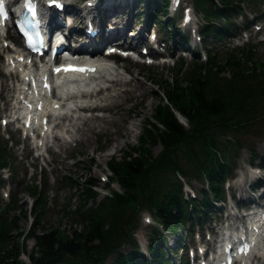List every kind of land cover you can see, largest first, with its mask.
I'll return each mask as SVG.
<instances>
[{
	"label": "trees",
	"instance_id": "obj_1",
	"mask_svg": "<svg viewBox=\"0 0 264 264\" xmlns=\"http://www.w3.org/2000/svg\"><path fill=\"white\" fill-rule=\"evenodd\" d=\"M255 1L189 0L201 21L200 45L205 62H199L195 54L189 63L180 58L169 79L146 77L158 91L153 93L157 102L152 114L142 120L136 147L122 151L119 160L111 158L106 163L108 182H115L119 191H109L88 207L86 203L97 197L92 188L98 181L90 176L76 180L60 176L56 185L74 189L78 195L74 213L82 227L70 234L57 227L39 226L48 200L45 177L38 185L23 187L32 200L28 212L32 221L27 229L20 230L18 226L19 219L26 217L24 205H18L16 193L9 194L0 207V264H104L111 255L115 256L111 264H171L162 248L166 239L160 232L185 236L187 227L200 225L211 217L217 211L211 201L223 199L222 184L238 151L246 149L253 158L249 138L254 143L262 136L264 60L255 57V47L249 43L222 54L207 49L208 39L219 41L244 29L248 22L243 5H253ZM142 6L143 14L137 17L141 19L142 15L147 22L146 14L151 9L154 14L147 16L152 18L166 11V0H148ZM238 18H242L241 23H236ZM158 23L166 28L160 18ZM170 24L173 34L175 30ZM145 71L150 74L149 69ZM177 116L183 119L185 127ZM155 145L160 150L152 157L149 147ZM15 146L13 143L7 148L8 142L0 137V169L9 170L10 182L18 175L13 165ZM89 169L88 162L87 173ZM188 178L204 185L199 199L184 196L182 181L189 183ZM3 184L0 178V188ZM61 213L67 216L65 206ZM142 213H147L155 225L149 234L147 257L140 253L133 238ZM26 241H32L30 249ZM175 242L182 244L179 239ZM123 246L130 250L122 253ZM20 256H25L26 262Z\"/></svg>",
	"mask_w": 264,
	"mask_h": 264
},
{
	"label": "rangeland",
	"instance_id": "obj_2",
	"mask_svg": "<svg viewBox=\"0 0 264 264\" xmlns=\"http://www.w3.org/2000/svg\"><path fill=\"white\" fill-rule=\"evenodd\" d=\"M111 4H114L115 7H111ZM128 4L130 3L122 0H117L115 3L108 0V5L104 7V10L108 12L107 17L121 15L120 17H124V20L127 19L128 12L131 10L129 19L133 20V24L138 25L136 28L146 25L147 22L142 20V15L140 16L141 19L137 18L138 14H143V6L132 4V6H129ZM181 5L187 8L191 7L189 0H181ZM246 5L247 7H243L244 13L248 21L251 22L252 20L255 25L249 24L245 34L235 37L233 41L231 39L222 41L208 40L210 52H217L218 54L220 52L222 54L227 49L246 41L252 43L256 48L255 57L258 60H264V0H256L253 5ZM101 7L103 8V6ZM120 17L118 20H123ZM191 19L194 25L196 23L194 29L198 30L199 21L194 13H192ZM136 20L138 21L136 22ZM161 21L164 22V17L160 19ZM151 22H154V20H151ZM237 22H239V19ZM191 27L193 28V26ZM256 27H260V30H255ZM155 28L163 40L165 35L162 30V24L156 23ZM130 29L135 30L133 26ZM2 36L3 33H0V137H3V139L11 137L17 143L16 147L13 148L16 158L13 165L17 169L16 172H18L17 178L9 183L6 192L8 195L16 193L18 205H24L23 208L26 209L31 200L25 194L23 187L31 183L38 185V181L45 177L48 181L46 190L48 200L39 219V226L44 229L57 227L67 234H70L71 230L78 232L82 226L79 218L74 213L78 201L77 191L60 185L57 186L56 181L63 175L70 176L75 180L84 179L88 176L99 180L98 197L94 201H88L86 205L92 207L97 203L104 195V192H106L103 188L105 181L103 179L109 175L106 169L107 161L111 158L119 160L122 151L127 152L130 148L136 147L142 120L151 116L152 108L157 102L153 95V93H156L155 86L146 77L150 76L153 80L169 79L180 57L184 58L187 63L191 58L186 52H178L179 47H176L178 44H176L177 37H175L176 40L172 43L175 46H171L170 42L165 46V61H157L152 66L147 67L142 62H135L133 58L132 60H121L118 58L115 64L105 62L104 64L112 69L108 76H105V81L97 82L96 80L89 86L94 95L90 98L86 96L87 99L85 100L73 102L70 107L72 110L68 109L64 114L56 115L55 119L48 122L52 127L46 124L48 134L45 137L38 136L39 131L37 130L35 133L37 136L33 141L29 135L22 134L7 122L12 109L10 108L12 107V101L16 98L15 91L21 85V79L19 72L11 70V74V71L7 69L5 64L6 54L15 53L12 51L14 43L11 42L12 44H10L6 40L3 42ZM6 36L10 41H13L14 35L11 32L8 31ZM195 42L196 38L189 40L188 48H194L195 51L198 50L199 46ZM139 56L141 57V54ZM139 59L142 60L141 58ZM146 69L150 70V74L145 71ZM12 79L15 80V83L12 82ZM110 80L111 82H109ZM95 92L97 95H95ZM77 105L86 107V110L77 111L79 109L76 108ZM66 107L67 104H63L61 109ZM92 107L95 108L93 112H90L88 108ZM2 119H5V124H2ZM15 126L17 127L18 125ZM260 137V139H254V143L253 139L249 138L254 148V158H250V153L246 149H240L232 164V170L225 179L224 188H227L229 194L234 193L236 201L247 199V196L251 197V180H249L246 173L250 166L254 168L260 165L261 167L258 171L255 170L256 168L252 170L250 174H253L254 177H262L264 175V129ZM9 146L10 144L8 143L7 148ZM159 150L160 148L157 145L149 147L152 157H155ZM88 162L90 165L89 173L86 172ZM188 181L189 183L184 185V195L189 196L186 193V190H188L191 198L199 199V190L204 185L193 178H188ZM111 188L116 190V185H112ZM226 203H224V206L228 208ZM64 206L66 207L67 216L61 213V208ZM219 209L220 213L216 211L212 213L211 217H208L209 221L204 225L203 232L215 225V221L223 219L224 213L221 208ZM229 210L232 213V210ZM9 215H12V213ZM144 215H141L133 237L140 252L147 257L145 248L148 244L149 234L155 225H153L151 220L150 224L145 223L143 220ZM30 219L31 216L29 215H26L25 218H20L18 221L19 229H27ZM158 229L161 230L160 228ZM186 229V236H179L178 234L166 235L160 232L166 239L162 248L171 264H182L181 261L185 258L181 251L171 252V249L176 244V239L183 241V245L193 246L196 243H201L208 247L198 227H192V229L187 227ZM32 244V241H26L27 249H30ZM129 250L128 246L121 248L122 253H126ZM19 258L21 261L26 262L25 256H20ZM114 258V255L109 256L104 264H111ZM252 264H264V255L263 258Z\"/></svg>",
	"mask_w": 264,
	"mask_h": 264
},
{
	"label": "bare ground",
	"instance_id": "obj_3",
	"mask_svg": "<svg viewBox=\"0 0 264 264\" xmlns=\"http://www.w3.org/2000/svg\"><path fill=\"white\" fill-rule=\"evenodd\" d=\"M110 1L113 2V3H115V1H117V0H110ZM107 5H108V0H101V6H103V8L101 7V10L105 11L104 10V7H106ZM144 6H146V5H144ZM111 7H115V5L114 4H111ZM110 11H112V10L110 9ZM164 13H166V15L163 16V17H166L168 19V21H169L168 23H170L169 15L167 13V8H166V11ZM120 16L121 15H116V16L115 15H112L111 17H107L108 22L106 24V27H110L111 28L110 31H109V33L105 37V41L107 43L111 42V39H115V38H119L120 40H122L123 37L126 35V34H124V32L125 31H129L130 28H132V26L134 25L133 24L134 23L133 20L129 19V17H131V10H129L128 15H127V19L124 20V23H123V26H122V31L120 33V36H117V33H116V31H117L116 21L119 19ZM112 17H114L115 20ZM137 18H139V17H137ZM97 30H98L99 33L102 32L101 25H98L97 26ZM170 34L171 33H170V30H169L168 31V37H169ZM172 36H173V41H175L176 40L175 39L176 35L174 34ZM168 40H169V38H168ZM137 41H139V37L136 40L135 39H132L130 41V43L137 44L138 43ZM82 47H83V49L85 48L86 53H89L88 52L89 51V48H86V47H84L82 45H79L78 46L79 49H81ZM20 58L21 57H20L19 54H15V55L10 56V57L7 58V63H9V65H10L11 68H13V69H15V70L18 71L19 70V67H18L19 65L13 66V64L16 62V60L17 61L20 60ZM89 68L92 69V71H90V76H94V77L96 76L97 77L96 79L93 80V82L96 81L97 79L103 78L104 75H108L109 72H110V70L112 69L109 66L103 65V64H98V65H95V66H90ZM20 75H21L20 76L21 77V80L24 81L25 79L30 78L31 73L28 70L25 69L24 72H20ZM38 78L41 79V80H43L45 78L44 73L41 74V75H39ZM59 80L61 82L58 85H57V81L56 80H54V82H53L54 85H57L56 94H55L56 95V101L55 102L47 100L46 97L44 99V97H39L38 95H35L31 99H29L28 105L31 108L41 109V112L40 113L43 116L50 115V114H62L67 109H69V107L67 109H65L64 111L60 110L58 108V105H59V102L58 101L60 100V98H62L61 96L64 93H67L69 91V88H71V85L73 84V87L76 88V89H83L85 87H88L90 85V83H92L89 79H87V76L86 77H82V78L81 77H70V76H67V77H63V78H61ZM19 89L22 90L23 87H20ZM95 95H97V93H95ZM86 96H88L90 98L92 95L91 94L84 95V96L81 95L80 98H85ZM68 101L73 102L72 97H69V98H66L65 99V102H68ZM84 108H86V107H84ZM84 108L79 107V109H77V111H80V110H82ZM94 108L95 107L88 108V109L89 110H92ZM15 119H17V118H15ZM29 124L32 125L33 127L34 126L36 127L35 124H37V123L35 122V115L34 114L31 115V121L29 122ZM41 136L42 137H45L46 134L44 132L43 133L41 132ZM234 202H236L235 198H234ZM217 212H220V209L218 207H217Z\"/></svg>",
	"mask_w": 264,
	"mask_h": 264
}]
</instances>
